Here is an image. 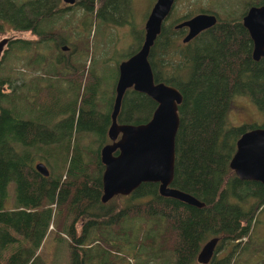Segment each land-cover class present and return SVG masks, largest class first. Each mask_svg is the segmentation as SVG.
<instances>
[{
  "label": "trees",
  "instance_id": "trees-1",
  "mask_svg": "<svg viewBox=\"0 0 264 264\" xmlns=\"http://www.w3.org/2000/svg\"><path fill=\"white\" fill-rule=\"evenodd\" d=\"M60 2L0 0V31H29L36 36L15 34L7 44V52L31 49L30 60L41 63L53 58L42 49L56 48L60 43L63 49L68 35L75 30L73 25H55L63 15ZM128 2L77 0V7L83 10L82 20L89 30L91 19L95 20V33L97 22L98 30H105L110 24L128 23L124 19ZM261 3L264 0H248L236 16L230 15L229 10L226 18L218 17L214 25L187 42L182 41L185 27L176 28L174 24L192 14L179 16L170 23H166V18L150 48L148 58L154 79L176 86L182 94L171 185L203 201L200 207L161 195L154 181L140 183L127 195H114L128 197L124 206L101 201L104 164L100 160V148L110 141L107 128L115 91L113 87L102 98L100 94L106 91L100 90L101 80L96 71L72 59L73 54L88 51L85 44L88 47L90 44L85 36L77 37L75 46L66 54L60 50L55 55L48 71L54 76L53 81L40 88L44 94H37L38 101L39 96H44L40 107L30 103L27 94L13 90L7 93L0 87V264H34L35 250L51 221L57 222L62 212L72 215L62 229L72 238L71 243H83L90 236L104 247L93 252L84 248L81 253L72 249L73 264H87L93 259L106 264H127L125 254L110 260L111 256L116 257L114 249L127 245V240L145 247L141 254L147 258L141 264L150 260L154 261L152 264L155 261L157 264H234L235 255L245 245L240 241L251 234L258 213L264 209V184L240 178L229 165L241 133L264 126V122L236 125L228 120L236 95L248 96L264 111V55L257 60L252 57L253 42L242 22L246 9ZM143 37L134 34L137 45L129 54L138 49ZM3 78L0 77V84L6 82ZM5 79L10 81L8 76ZM60 79L69 84L66 91H73L72 97L65 101L60 97L63 92L59 88ZM52 92H57L59 98L53 99ZM23 101L36 113L21 114L18 105ZM155 107L156 101L148 94L129 87L123 94L117 119L145 122ZM81 133H91L94 144H81ZM49 145L55 149L47 148ZM43 150L54 157L57 167L62 155L66 161L64 173L43 175L35 169L39 158L47 157ZM10 181L15 183L16 200L8 208L4 201ZM150 218L154 221L149 222ZM130 219L135 222V229H143L138 236L136 231L134 240L129 239V229L124 226ZM78 220L82 221L79 232ZM112 229L116 237L122 232L120 240L111 239ZM212 236L219 237L215 254L207 263H200L197 253ZM118 242L121 243L113 245ZM223 245L227 251L217 254ZM167 255L172 257L170 261L166 260Z\"/></svg>",
  "mask_w": 264,
  "mask_h": 264
},
{
  "label": "rangeland",
  "instance_id": "rangeland-1",
  "mask_svg": "<svg viewBox=\"0 0 264 264\" xmlns=\"http://www.w3.org/2000/svg\"><path fill=\"white\" fill-rule=\"evenodd\" d=\"M21 1V0H18ZM155 0H129L127 5L128 10H124V19L128 22L120 24H110L105 30H98L99 22H97V30H95V20L92 18V27L89 30L86 23L82 20L83 10L77 5L73 4L71 9H66V2L61 0L60 5L63 10V15L59 17L55 25H63L71 27L73 25L74 30L71 34L68 35L67 46L70 48L62 49L60 48L63 43H60L59 46L50 47L47 49H42V51L47 54L50 53L51 58L45 62H34L30 60L33 50L31 49H15L10 50L8 54L7 49L4 48L3 53L0 56V77H9L10 81L3 78L4 83L0 84L1 90L9 93L11 90L15 92H23L27 94L28 101L34 102L36 106L40 107V103L44 100V96H39L40 100L38 101L37 94L42 93L40 88L49 81H53L52 74H49L48 71L51 70V67L54 63V57L59 52L66 54L70 51L71 48L75 46V39L77 37L85 36L89 40L90 46H87L88 51H81L72 55V59L77 62H82L86 67L94 69L97 75L100 77L101 85L100 90H105L102 98L107 97L110 90L115 86L117 79V69L118 63L122 59L126 58L133 48L136 47V41L134 39V34H143L144 36V22L147 17V14ZM248 0H175L174 8L170 15L166 19V23L172 22L175 18L181 16L184 17L188 14H193L195 10L203 9V11L215 12L220 19H224L228 16L227 12L230 10V15L236 16L240 14L242 8L247 5ZM255 1V0H249ZM131 3V4H130ZM201 11V10H199ZM76 26V27H75ZM18 34L20 37L35 38L36 36L29 31H18L14 29H8L5 32L0 31V38L4 35L9 34ZM53 48L55 50H53ZM73 53V52H71ZM60 79L59 88L63 90L61 93V101H65L72 96L70 95L73 91H66L69 87V84ZM82 88V84H81ZM51 97L59 98L57 92H52ZM5 104H8L6 101H3ZM20 113L30 112L32 114L36 113L34 108H31L30 104L27 101H23L18 105ZM28 114V113H25ZM24 114V115H25ZM57 120V119H56ZM228 120L232 124L241 125H261L264 122V111L260 109L248 96L245 95H236L232 101V106L228 113ZM79 141L81 144H94L93 135L91 133H81L79 134ZM47 148L54 150L55 146L49 145ZM46 153V156L43 155L42 158H39L47 168L49 173L53 175H59L64 173L66 161L63 159L62 155L60 157L59 167L54 165V157L49 155L47 151L43 150ZM38 161V162H39ZM37 163V162H36ZM35 163V164H36ZM64 178V177H63ZM125 196L112 197L108 201L110 203H119L120 207L124 206L126 202ZM16 200L15 193V183L10 181L7 185V196L4 201V206L11 208L14 206ZM54 206V205H53ZM72 215L67 216L66 213L62 212L58 214L57 222L51 221L49 228L47 230L44 239L42 240L39 247L35 250L34 253V264H73L71 254L72 249L78 250L80 253L82 249H91V252L95 250H103V245L96 239L86 238L83 243H71L72 239L70 236H67L66 232H62V229L71 221ZM149 222H153L154 219H148ZM56 223L58 224L56 228ZM81 221L76 222L77 232L80 231ZM54 226V227H53ZM124 226L129 229V239L134 240L137 236L140 235L143 229H135V222L130 219ZM112 240H117L121 238L122 232L119 237L115 236L114 229L109 231ZM116 238H115V237ZM94 237V236H93ZM127 238V235H126ZM249 240V241H248ZM123 241V244L125 240ZM128 244L119 250L114 249L116 257L119 255L124 256L127 264H141L143 260L147 258V255L141 254L145 247L141 245H133L129 240ZM248 241V242H247ZM244 245L242 251L239 254L235 255L234 264H264V209L258 213L257 220L252 228V232L249 236L242 238L240 241ZM247 242V243H245ZM121 242L115 243L113 245H118ZM219 243V241H218ZM74 244V245H73ZM139 246V247H138ZM9 249H14L10 247ZM227 251L225 246H221L220 249L216 252L217 254H224ZM116 252V253H115ZM140 253V254H139ZM158 254H155V256ZM124 258V257H123ZM172 257L167 255L166 260L171 259ZM99 259V258H98ZM263 260V261H262ZM151 261V260H150ZM148 261L147 264H152L154 261ZM101 263V260L99 259ZM98 261L89 260L87 264H99ZM173 263V262H172ZM101 264H106L105 261ZM110 264H115V262H110ZM157 264V261H155ZM168 264V263H164ZM199 264V263H197Z\"/></svg>",
  "mask_w": 264,
  "mask_h": 264
},
{
  "label": "water",
  "instance_id": "water-1",
  "mask_svg": "<svg viewBox=\"0 0 264 264\" xmlns=\"http://www.w3.org/2000/svg\"><path fill=\"white\" fill-rule=\"evenodd\" d=\"M73 4L76 0H63ZM175 0H155L144 22V37L136 51L118 63V76L114 86L111 121L107 128L109 142L100 148L102 171V202L117 194L127 195L140 183H158L161 195L178 198L188 204L203 206L194 195L171 185L174 175L175 134L179 125L178 104L182 100L179 89L154 79L149 61L150 48L159 34L164 20L170 15ZM218 20L215 12L198 11L174 24L185 27L182 37L187 42ZM253 42L252 57L264 55V3L250 5L242 16ZM14 34L0 38V56ZM63 49L67 45L62 46ZM133 87L145 92L156 101L151 117L140 123L119 122L117 119L125 90ZM117 149V152L115 150ZM242 179L259 180L264 184V126H255L241 133L229 162ZM35 169L49 174L47 166L39 161ZM219 237L208 238L200 247L196 259L207 263L215 254Z\"/></svg>",
  "mask_w": 264,
  "mask_h": 264
},
{
  "label": "flooded vegetation",
  "instance_id": "flooded-vegetation-1",
  "mask_svg": "<svg viewBox=\"0 0 264 264\" xmlns=\"http://www.w3.org/2000/svg\"><path fill=\"white\" fill-rule=\"evenodd\" d=\"M73 4L77 5V0ZM73 4L66 3V7L70 9V7H72ZM81 224H82V221H81ZM81 224H80V229H81Z\"/></svg>",
  "mask_w": 264,
  "mask_h": 264
},
{
  "label": "crops",
  "instance_id": "crops-1",
  "mask_svg": "<svg viewBox=\"0 0 264 264\" xmlns=\"http://www.w3.org/2000/svg\"><path fill=\"white\" fill-rule=\"evenodd\" d=\"M54 227V226H53ZM62 232H64L63 230H62ZM44 239V238H43Z\"/></svg>",
  "mask_w": 264,
  "mask_h": 264
}]
</instances>
